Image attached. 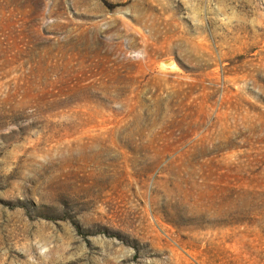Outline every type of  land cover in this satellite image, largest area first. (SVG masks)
Instances as JSON below:
<instances>
[{
  "label": "rangeland",
  "instance_id": "374dc122",
  "mask_svg": "<svg viewBox=\"0 0 264 264\" xmlns=\"http://www.w3.org/2000/svg\"><path fill=\"white\" fill-rule=\"evenodd\" d=\"M0 264H264V0H0Z\"/></svg>",
  "mask_w": 264,
  "mask_h": 264
},
{
  "label": "water",
  "instance_id": "95a60500",
  "mask_svg": "<svg viewBox=\"0 0 264 264\" xmlns=\"http://www.w3.org/2000/svg\"><path fill=\"white\" fill-rule=\"evenodd\" d=\"M165 63H166V64H170V63H171V61H166Z\"/></svg>",
  "mask_w": 264,
  "mask_h": 264
}]
</instances>
